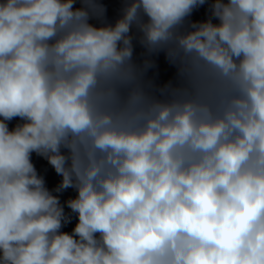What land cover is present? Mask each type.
<instances>
[{"label":"clouds","instance_id":"obj_1","mask_svg":"<svg viewBox=\"0 0 264 264\" xmlns=\"http://www.w3.org/2000/svg\"><path fill=\"white\" fill-rule=\"evenodd\" d=\"M117 3L0 0V264H264V0Z\"/></svg>","mask_w":264,"mask_h":264}]
</instances>
